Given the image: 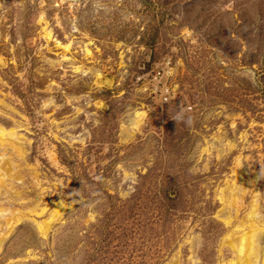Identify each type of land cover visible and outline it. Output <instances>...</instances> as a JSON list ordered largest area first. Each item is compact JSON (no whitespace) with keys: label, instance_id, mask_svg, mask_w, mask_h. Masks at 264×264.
<instances>
[{"label":"rangeland","instance_id":"374dc122","mask_svg":"<svg viewBox=\"0 0 264 264\" xmlns=\"http://www.w3.org/2000/svg\"><path fill=\"white\" fill-rule=\"evenodd\" d=\"M254 224L264 264V0H0V264H237Z\"/></svg>","mask_w":264,"mask_h":264},{"label":"bare ground","instance_id":"6f19581e","mask_svg":"<svg viewBox=\"0 0 264 264\" xmlns=\"http://www.w3.org/2000/svg\"><path fill=\"white\" fill-rule=\"evenodd\" d=\"M65 48H68V45H65ZM250 227L251 229L249 230V232L244 233L242 235L243 240L241 241L240 246L237 248V251H236L238 254L237 261H236L237 264H251L250 259L253 254V244L255 240L254 236L258 228L256 227L255 224L251 225ZM243 254L245 257L243 256Z\"/></svg>","mask_w":264,"mask_h":264}]
</instances>
